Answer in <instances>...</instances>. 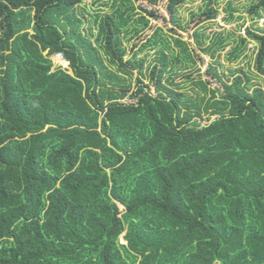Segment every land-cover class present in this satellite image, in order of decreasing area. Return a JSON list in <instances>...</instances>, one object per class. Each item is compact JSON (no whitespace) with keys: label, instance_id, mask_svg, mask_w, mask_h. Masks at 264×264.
Wrapping results in <instances>:
<instances>
[{"label":"trees","instance_id":"trees-1","mask_svg":"<svg viewBox=\"0 0 264 264\" xmlns=\"http://www.w3.org/2000/svg\"><path fill=\"white\" fill-rule=\"evenodd\" d=\"M87 1L99 0H0V264H264V90L253 72L225 81L212 65L222 91L200 79L211 98L193 100L168 78L196 63L186 42L157 29L147 76L145 61L126 60L125 37L150 20L136 19L133 0H111L116 11L86 33ZM196 1H169L179 28V8ZM205 1L216 19L219 0ZM248 10L259 20L264 0ZM240 39L257 43L263 76L264 29Z\"/></svg>","mask_w":264,"mask_h":264},{"label":"rangeland","instance_id":"rangeland-1","mask_svg":"<svg viewBox=\"0 0 264 264\" xmlns=\"http://www.w3.org/2000/svg\"><path fill=\"white\" fill-rule=\"evenodd\" d=\"M133 1L135 2L136 12L138 13L136 19L144 15L150 20V24L146 28L142 24L137 28L135 24L129 27L128 35L125 37L126 47L128 48L126 60L145 61L143 74L148 76L149 73H147V70L149 67L156 65L157 54H159L161 49L147 45L150 44V40L156 30L161 28L169 40L175 37L186 42L195 56L196 63L188 61L184 64H178L175 72L168 74V78H172L178 84L184 86L183 92L193 100L200 97L201 99L206 98V102L211 98V94H206L196 85L195 82H198L200 79L208 82L212 90L221 89L222 91L223 87L213 77L212 71L210 70V66L212 65L218 68L225 81H229V78H234L232 75L237 70L243 69L247 72L250 70L253 72L252 83L255 86H260L264 90V75L258 76L259 73L255 67L257 43L251 40L242 43L240 39L241 37L247 39L248 28H254V30L258 28L261 30L264 29V13L257 20L250 15L248 10L252 4L257 3V0H219L218 3L211 5L218 12L216 19L213 20H207L206 16L202 15L208 4L205 0L186 3L179 8L177 16L182 28H179L172 20V15L168 8L170 0H164L155 6L141 0ZM229 3H232V9H229ZM143 9L150 12H157L159 19L150 18L147 13L143 12ZM79 11H81L82 18L86 22L83 30L87 33V30L92 29L96 34L98 32L96 17L112 14L116 9L113 8L111 0H99L98 2L87 1L79 8ZM231 14L234 15L233 20H231ZM135 29H138L139 33L136 34ZM197 33L201 43H198ZM1 34L2 31L0 30V36ZM91 40L94 42L95 38H91ZM214 44L222 46V48L219 51H214L215 56L213 57L211 53L205 52L204 50L213 47ZM237 47L240 48V51L237 53L239 58L234 59L233 55L236 54L235 49ZM175 51L178 52L179 48L176 47ZM169 53L168 51L167 54ZM53 61L56 66L69 69V66L61 64L62 60L59 57H53ZM130 69L134 74V78L130 77L129 82L135 86L138 78L142 76L141 70L139 68H133L132 66H130ZM144 82L149 84L152 87V91L155 92L153 82L146 77H144ZM132 93L133 91H131L130 95ZM125 101L132 102L133 100L127 97ZM203 116L204 122H207L209 116L204 111ZM123 209L121 207V210ZM123 241L124 238L122 236L121 243L127 244Z\"/></svg>","mask_w":264,"mask_h":264},{"label":"built area","instance_id":"built-area-1","mask_svg":"<svg viewBox=\"0 0 264 264\" xmlns=\"http://www.w3.org/2000/svg\"><path fill=\"white\" fill-rule=\"evenodd\" d=\"M57 57H59L60 59H63L64 60L62 54L57 55Z\"/></svg>","mask_w":264,"mask_h":264},{"label":"bare ground","instance_id":"bare-ground-1","mask_svg":"<svg viewBox=\"0 0 264 264\" xmlns=\"http://www.w3.org/2000/svg\"><path fill=\"white\" fill-rule=\"evenodd\" d=\"M62 60V59H61Z\"/></svg>","mask_w":264,"mask_h":264}]
</instances>
